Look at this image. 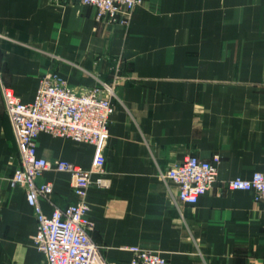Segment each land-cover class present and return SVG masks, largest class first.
Instances as JSON below:
<instances>
[{"label":"crops","instance_id":"0c3cea01","mask_svg":"<svg viewBox=\"0 0 264 264\" xmlns=\"http://www.w3.org/2000/svg\"><path fill=\"white\" fill-rule=\"evenodd\" d=\"M51 71L77 91L117 82L109 186L87 197L90 236L109 262L126 263L138 245L166 264H264V204L228 187L264 165V0H142L123 24L75 0H0V264H46L25 190L10 183L19 157L1 85L31 102ZM36 152L89 168L94 148L40 132ZM214 154L216 181L195 204L159 176ZM39 181L52 183L54 204L75 201L68 173Z\"/></svg>","mask_w":264,"mask_h":264},{"label":"built area","instance_id":"2783aa9c","mask_svg":"<svg viewBox=\"0 0 264 264\" xmlns=\"http://www.w3.org/2000/svg\"><path fill=\"white\" fill-rule=\"evenodd\" d=\"M75 1L93 7L97 20L122 24L127 23L131 13L142 3V0ZM116 84V81L99 82L77 91L58 73L51 71L40 78L34 99L27 103L21 102L9 86L1 85L19 157L10 183L25 190L36 219L33 244L44 254L46 264H114L106 259L102 247L90 236L93 223L89 218L87 197L90 188L109 186V179L104 177L103 152L114 111ZM40 132L91 144L94 148L91 166L82 168L67 160L49 161L39 156L36 137ZM219 162L218 154H214L211 160L188 155L161 171L159 176L177 186V197L181 202L195 204L216 181ZM50 169L69 174L75 201L63 207L53 203L52 183L39 181L43 172ZM228 187L249 190L254 201L264 204V165L248 179H230ZM40 199L53 205L50 215L42 211ZM127 248L131 257L124 264H166L165 257L156 250L138 245Z\"/></svg>","mask_w":264,"mask_h":264}]
</instances>
